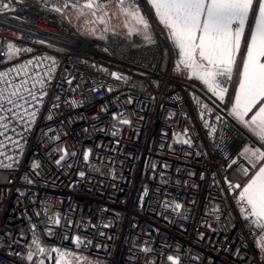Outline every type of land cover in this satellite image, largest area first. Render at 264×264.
I'll return each mask as SVG.
<instances>
[{"label": "built area", "instance_id": "2783aa9c", "mask_svg": "<svg viewBox=\"0 0 264 264\" xmlns=\"http://www.w3.org/2000/svg\"><path fill=\"white\" fill-rule=\"evenodd\" d=\"M137 2L151 41L86 37L68 18L85 0H0V72L13 70L0 88L28 80L36 95L0 112V264H55L51 249L110 264H264L235 187L253 171L241 156L252 136L230 98L175 70L163 27ZM222 83L233 90L235 75Z\"/></svg>", "mask_w": 264, "mask_h": 264}, {"label": "snow or ice", "instance_id": "6c2138e0", "mask_svg": "<svg viewBox=\"0 0 264 264\" xmlns=\"http://www.w3.org/2000/svg\"><path fill=\"white\" fill-rule=\"evenodd\" d=\"M119 3L125 5L126 0H119ZM147 3L167 30V38L179 57L175 70H191L189 78L200 80L221 100L228 91L222 81L231 82L235 75L237 88L232 115L264 144V0H147ZM127 5L123 8L125 14L143 29H149V21L142 13L137 0H127ZM82 7L97 9L100 3L99 0H85ZM55 10L60 11L59 8ZM100 22H104L103 17ZM134 31L139 34L140 29ZM144 39L151 41L152 37L146 33ZM242 45L245 52L238 66L237 58L240 56ZM19 51L14 46L8 49L10 56ZM32 63L33 61L29 60L27 65ZM27 65L23 67L26 68ZM22 70H16L17 74ZM11 71L13 70L0 72V81H5ZM112 75L121 79L116 73ZM27 83L28 80H23L20 84L13 85L14 90L7 95V89L0 88V112L5 111L6 103L12 106L7 111L11 115H17L23 108L20 101L30 103L25 100L23 92H27L31 100L36 99L35 93L26 87ZM37 83L43 84V80H37ZM35 86L34 83L32 87ZM254 108V114L249 120H245L244 117L253 112ZM31 115L34 116V113ZM4 120L5 117L0 115V129L7 130L8 124L4 123ZM3 135L4 132H0V136ZM2 146L3 141H0V147ZM243 154L249 158L253 169L257 170L239 194L241 212L246 213L250 224L262 233L258 246L261 252H264V151L260 148L245 147ZM87 159L88 153H85V160ZM235 187L241 186L237 184ZM176 207L179 208L180 205ZM76 243L80 244L82 241L77 237ZM39 251L46 250L41 248ZM51 251L58 253L55 264H79V258L73 253L60 249ZM27 259L32 260V255ZM168 260L172 261V264H178L175 257L169 256ZM40 264L44 262L41 261Z\"/></svg>", "mask_w": 264, "mask_h": 264}, {"label": "rangeland", "instance_id": "374dc122", "mask_svg": "<svg viewBox=\"0 0 264 264\" xmlns=\"http://www.w3.org/2000/svg\"><path fill=\"white\" fill-rule=\"evenodd\" d=\"M127 6V1L125 5H121L119 0H112L97 9L85 8L86 11L84 13H79L74 10L68 14V18L82 34L97 42H103L106 33L110 30H116L123 34H133L136 33L134 29H140L142 34H146L144 33V30L142 32V26L137 25L134 20L125 14L123 8ZM93 11H95V16H93ZM101 17H103V23L100 22ZM34 241L31 244L29 255H34L37 250L39 243L37 241V243H34ZM49 250L50 248L48 247L45 256H47ZM60 250L68 251L66 249ZM68 252L73 253L75 257L79 258V264H87L88 262L92 263V259L88 258V256H85L84 254L72 251Z\"/></svg>", "mask_w": 264, "mask_h": 264}, {"label": "crops", "instance_id": "0c3cea01", "mask_svg": "<svg viewBox=\"0 0 264 264\" xmlns=\"http://www.w3.org/2000/svg\"><path fill=\"white\" fill-rule=\"evenodd\" d=\"M146 1V4L148 5V3H147V0H145ZM140 6V9L142 10V13L145 15V12H144V10H143V6L142 5H139ZM148 7H149V9L151 10V12L154 14V11L151 9V7H150V5H148ZM155 15V14H154ZM146 16V15H145ZM162 27H163V25H161ZM163 29H164V31H165V33H166V35H167V37H168V33H167V30L163 27ZM142 30V32H143V30H144V33H149L150 32V28L149 29H141ZM140 33H141V31H140ZM169 40V39H168ZM169 42H170V44H171V41L169 40ZM171 46H172V44H171ZM172 50H173V54H174V62H175V65L178 63V60H179V57L176 55V50L173 48V46H172ZM244 52H245V49H244V47H243V45H242V47H241V53H240V56L237 58V65L239 66V61H240V59L243 57V55H244ZM182 72H183V74L185 75V76H187V78H189L190 76V73H191V70H185V69H182ZM189 79H191V80H193V81H195V82H197L198 84H200L201 86H203L205 89H207L208 90V88L200 81V80H198V79H192V78H189ZM236 88H237V80H236V83H235V86H234V88H233V90H231V89H228V91H227V93L225 94V96H224V100L225 99H229L230 98V112H231V114H232V105H233V103H234V95H235V91H236ZM209 91V90H208ZM231 91V92H230ZM211 92V91H210ZM212 93V92H211ZM216 96V95H215ZM219 98V97H218ZM256 111V109L254 108L253 109V112H250L247 116H245L244 117V119L245 120H249L250 118H251V116L254 114V112ZM233 116V115H232ZM234 117V116H233ZM237 120V119H236ZM238 121V120H237ZM239 122V121H238ZM239 124L245 129V130H247L250 134H251V136H252V139L250 140V142L245 146V147H249V148H260L261 149V151H264V144H262L259 140H258V138L248 129V128H246V127H244L240 122H239ZM244 147V148H245ZM244 148H243V150H244ZM243 150L241 151V156L252 166V163L250 162V160H249V158L246 156V155H244L243 154ZM253 168V167H252ZM257 169H253V171H252V173H251V175L248 177V179L246 180V182L240 187V192L243 190V186L247 183V181L251 178V176L254 174V172L256 171Z\"/></svg>", "mask_w": 264, "mask_h": 264}, {"label": "trees", "instance_id": "16d2710c", "mask_svg": "<svg viewBox=\"0 0 264 264\" xmlns=\"http://www.w3.org/2000/svg\"><path fill=\"white\" fill-rule=\"evenodd\" d=\"M127 35H130L131 33H126ZM85 256H88V258L92 259V263H87V264H110V262L102 257L94 256V255H89V254H84Z\"/></svg>", "mask_w": 264, "mask_h": 264}, {"label": "water", "instance_id": "95a60500", "mask_svg": "<svg viewBox=\"0 0 264 264\" xmlns=\"http://www.w3.org/2000/svg\"><path fill=\"white\" fill-rule=\"evenodd\" d=\"M79 13H84L85 12V10L83 9V8H78V10H77Z\"/></svg>", "mask_w": 264, "mask_h": 264}]
</instances>
